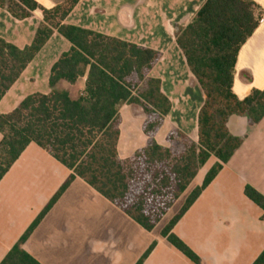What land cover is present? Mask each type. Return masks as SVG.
I'll use <instances>...</instances> for the list:
<instances>
[{
    "label": "trees",
    "instance_id": "trees-1",
    "mask_svg": "<svg viewBox=\"0 0 264 264\" xmlns=\"http://www.w3.org/2000/svg\"><path fill=\"white\" fill-rule=\"evenodd\" d=\"M80 1L63 0L47 9L35 0H0V8L17 20L29 19L36 11L43 17L29 46L19 48L0 38V101L55 32L71 44L51 68L49 94H32L12 112L0 114V181L32 143L72 171L1 264H40L22 245L76 178L152 231L215 157L218 161L202 185L162 231L172 246L201 264L172 231L241 147L244 138L230 132L229 119L247 117L250 125H256L264 118V90L252 89L243 100L233 91L239 51L260 25L264 10L252 0H206L192 21L177 31V46L204 101L198 115V140L175 130L163 147L155 137L172 105L161 80L151 76L161 53L67 24ZM84 78L85 89L77 97L58 88L63 81L75 85ZM123 104L136 105L147 116L143 131L148 144L127 159L118 153ZM244 194L260 207L264 219V195L251 185L245 186ZM155 246L156 242L137 264H143ZM253 264H264V250Z\"/></svg>",
    "mask_w": 264,
    "mask_h": 264
},
{
    "label": "crops",
    "instance_id": "crops-1",
    "mask_svg": "<svg viewBox=\"0 0 264 264\" xmlns=\"http://www.w3.org/2000/svg\"><path fill=\"white\" fill-rule=\"evenodd\" d=\"M35 1L51 9L63 0ZM205 1L81 0L66 19L67 24L162 54L151 76L161 80L162 91L172 105L155 137L163 147L168 146L166 139L173 129L198 140V115L204 95L177 46L176 33L192 21ZM252 1L264 10V0ZM42 21L40 11L29 19L17 20L0 8V38L19 48L29 46ZM70 48V42L55 32L0 101V114L12 112L32 94H49L51 68ZM85 83L86 78L75 85L63 81L58 88L77 97ZM77 85L74 94L71 89ZM252 89L264 90V17L241 47L236 62L234 93L243 100ZM132 112L143 113L136 105L120 107L121 159L148 144L143 131L146 117H128ZM132 119L138 126L125 132ZM228 127L234 136L244 138L240 150L252 155L243 162L253 171V177L232 166L237 150L172 231L201 259V264H253L264 250L263 211L244 194L245 186L251 185L264 195V118L250 125L247 117L233 116ZM217 161L215 157L209 159L152 231H146L84 180L76 178L22 248L40 264H137L156 242L143 264H195L172 246L162 231ZM71 173L34 143L10 168L0 181V264Z\"/></svg>",
    "mask_w": 264,
    "mask_h": 264
},
{
    "label": "rangeland",
    "instance_id": "rangeland-1",
    "mask_svg": "<svg viewBox=\"0 0 264 264\" xmlns=\"http://www.w3.org/2000/svg\"><path fill=\"white\" fill-rule=\"evenodd\" d=\"M161 44H163V40H162V42H160ZM161 59H162V54H161ZM160 59V60H161ZM159 60V61H160ZM158 61V62H159ZM156 66V65H155ZM154 66V67H155ZM77 89H78V85L76 86V87H74V88H72L71 90L74 92V94H76V91H77ZM142 112H143V110H142ZM144 113V112H143ZM140 114V113H138V114H135L134 112H132V114L131 115H129L128 114V117H146L147 118V116L145 115V113L144 114ZM141 115H143V116H141ZM136 121L137 120H135V119H132V120H130L127 124H126V127H125V132L126 131H129V129L130 128H132V127H134V128H136L137 126H138V124L136 123ZM175 130H178V129H173L172 131H175ZM189 137V136H188ZM190 138V137H189ZM191 139V138H190ZM192 140V139H191ZM241 148V147H240ZM240 148L238 149V153L235 155L236 156V158H235V160H234V162H232V166L236 169V170H238L239 172H243L246 176H250V177H253V175H252V172L253 171H250L249 170V166L248 165H246L244 162H243V159L244 158H246V160L248 161V160H250V158H251V154H248L247 155V153L246 154H242V152L241 151H244V150H240ZM225 165H227V164H225ZM224 165V166H225ZM223 166V167H224ZM223 169V168H222ZM221 172V171H220ZM219 172V173H220Z\"/></svg>",
    "mask_w": 264,
    "mask_h": 264
}]
</instances>
